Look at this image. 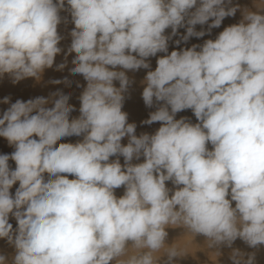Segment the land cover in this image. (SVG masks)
I'll use <instances>...</instances> for the list:
<instances>
[{"label": "clouds", "instance_id": "obj_1", "mask_svg": "<svg viewBox=\"0 0 264 264\" xmlns=\"http://www.w3.org/2000/svg\"><path fill=\"white\" fill-rule=\"evenodd\" d=\"M238 9L232 0H0V78L40 81L53 68L66 11L74 28L56 69L75 53L70 74L87 82L71 119L60 90L0 101L9 104L0 137L14 148L0 154V239L15 249L10 264H173L187 251L166 244L169 227L192 242L203 235L215 255L238 238L264 245V14L245 8L215 39L179 48ZM170 41L179 50L169 52ZM140 69L148 70L143 103L155 108L141 123L160 127L138 136L122 109L134 83L126 73ZM185 110L196 123L176 118ZM73 136L82 139L58 143ZM230 259L254 264L255 253L234 249ZM0 264H9L5 255Z\"/></svg>", "mask_w": 264, "mask_h": 264}, {"label": "bare ground", "instance_id": "obj_2", "mask_svg": "<svg viewBox=\"0 0 264 264\" xmlns=\"http://www.w3.org/2000/svg\"><path fill=\"white\" fill-rule=\"evenodd\" d=\"M232 4L233 6L239 5V9L237 10L234 16L226 17L222 21V24L219 28H214L211 30L210 35H205L202 38L192 37L187 43L182 42L179 45V48L191 47L192 44H203L204 40L206 39H215L219 32L223 31L225 27L230 26L232 24H236L242 19V10L245 8L254 12H260L261 14H264V0H232ZM60 15L62 18L66 17L68 22L64 23L62 20L61 24L58 26L59 34L64 37V39L61 40L59 45L63 49V51L61 54L56 56L53 68L45 69L40 81H36L34 78H26L16 84H13L7 74H5L4 77L0 78V101H3L5 97H10V102L12 103H14L17 99L27 101L28 99H32L38 96L48 98L51 93L60 90L64 94L70 95L69 104L73 105L75 108V111L70 114V119L79 116V96L81 95L84 87H86L87 82L84 80L82 75L70 74V69L73 67L71 61L74 58L75 53L67 55V64L64 69H56V65L64 62L65 60V53H67V49L71 43L70 32L74 28V25L71 23V17L68 12L62 11ZM204 27L206 28L207 25H205ZM196 30H201V26L197 25ZM170 31L171 29H168L166 30V33H170ZM179 33L183 35L185 33V29H180ZM176 39H179V36L174 37L173 41ZM173 41L169 42V52L174 49L179 50V48H177ZM161 55L164 54L158 53L157 57ZM157 57L149 58L151 70H154L156 67ZM147 71V69H140L136 72L128 71L126 73L130 79L134 80V83L130 86L128 92L125 93L126 99L122 110L128 113V122L135 123L137 125L136 135L138 136L141 133L154 134L155 131L160 127L159 122H154L151 125L141 123L142 121L148 119L150 112L155 111V108H147L142 100V91L144 87L142 81ZM65 78H67L69 82L68 84H52L49 82L53 79H59L63 81ZM114 83L115 86L119 87L118 81ZM48 106L51 107L52 105L50 104ZM8 107L9 104H4L0 102V115H2L3 111L6 110ZM180 117H187L192 123L197 122L191 110H185L180 113H177L176 118L179 119ZM81 139L82 137L76 136L67 137L62 139L58 143H76L78 140ZM122 144H127V137L122 140ZM208 147L211 150L212 146L210 144L208 145ZM12 151H14V148L8 145L6 139L0 137V154H8ZM112 159H115V157H113ZM120 160L123 164V157H120ZM140 162H143V158H141V160L139 161H133V163ZM9 163L12 168L15 167V163L13 161H9ZM72 178L74 177L69 176V179ZM166 185L169 188L173 187L171 182H166ZM16 187H18V183L14 185L11 189V192L13 194L15 192ZM123 192V187L115 190V194L118 197L122 196ZM232 206H235V202H232ZM9 222L13 224V228L15 229L17 226L15 219L10 217ZM166 231L168 232V237L166 239L167 245L171 246L176 242L179 247L187 251V253L182 258H174L173 264H233L232 260L230 259V255L234 249H238L245 254L255 253L254 264H264V245H260L257 248H251L247 244H245L241 239L238 238L233 243L231 248L221 246V248L219 249L220 254L215 255L217 249L208 248L206 244V238L203 235L194 236L192 242V238L190 236L185 235L186 233L183 228L169 227L166 229ZM0 254L5 255L8 258L10 264L11 257L15 254V249L13 246L9 245L5 239H0ZM162 259H166V257H162ZM245 259H247V255H245Z\"/></svg>", "mask_w": 264, "mask_h": 264}]
</instances>
